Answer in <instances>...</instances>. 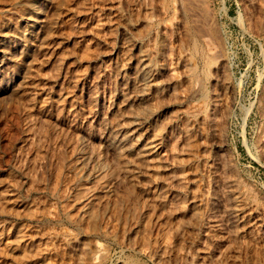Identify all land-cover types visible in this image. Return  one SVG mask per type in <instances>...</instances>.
<instances>
[{
  "label": "rangeland",
  "instance_id": "374dc122",
  "mask_svg": "<svg viewBox=\"0 0 264 264\" xmlns=\"http://www.w3.org/2000/svg\"><path fill=\"white\" fill-rule=\"evenodd\" d=\"M31 2L0 0V264H264V0H48L28 32Z\"/></svg>",
  "mask_w": 264,
  "mask_h": 264
},
{
  "label": "bare ground",
  "instance_id": "6f19581e",
  "mask_svg": "<svg viewBox=\"0 0 264 264\" xmlns=\"http://www.w3.org/2000/svg\"><path fill=\"white\" fill-rule=\"evenodd\" d=\"M47 1L48 0H35V2H31L28 5L26 15L24 14L25 16L22 18V20L28 27V32H33L38 29V27H40L43 21L41 3ZM5 34L6 33L0 31V70L6 60L12 58L19 46L22 45L20 41L14 42V44L11 46L5 45V43L2 42V37L5 36ZM153 68L154 67L149 64L147 65L146 63V65L143 64L137 71L135 78L137 80L138 91L134 94L133 100L143 98V89H148L149 86H152L151 81H153L152 79L154 76ZM130 119L131 121L129 122L123 121V118L117 119L108 126H105L103 139H105V142H107V146H109L113 151L117 153L118 151H122L123 149L125 150V145L129 141L135 139L144 124V119L137 114H133ZM151 150H147V152L144 153V156L151 154ZM76 157L78 169L82 174L81 178H83V180L86 182L85 190L87 193V197L91 196L94 192L89 183L93 178L99 177L98 179L100 182V187L104 191L111 192L114 189L113 184L115 176L113 174V167L110 164L106 165L103 162L99 161L96 156H94L90 152L87 140L85 138L81 137V139L78 140ZM121 175L122 172L121 169H119L116 176L117 178H119L121 177Z\"/></svg>",
  "mask_w": 264,
  "mask_h": 264
}]
</instances>
